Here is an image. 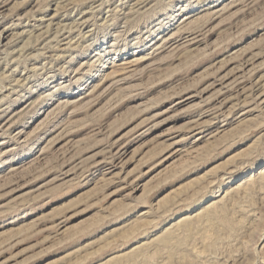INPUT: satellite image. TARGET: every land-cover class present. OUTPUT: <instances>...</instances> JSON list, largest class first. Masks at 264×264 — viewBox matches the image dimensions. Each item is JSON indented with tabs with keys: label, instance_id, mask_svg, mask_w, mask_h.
Listing matches in <instances>:
<instances>
[{
	"label": "rangeland",
	"instance_id": "obj_1",
	"mask_svg": "<svg viewBox=\"0 0 264 264\" xmlns=\"http://www.w3.org/2000/svg\"><path fill=\"white\" fill-rule=\"evenodd\" d=\"M0 264H264V0H0Z\"/></svg>",
	"mask_w": 264,
	"mask_h": 264
},
{
	"label": "bare ground",
	"instance_id": "obj_2",
	"mask_svg": "<svg viewBox=\"0 0 264 264\" xmlns=\"http://www.w3.org/2000/svg\"><path fill=\"white\" fill-rule=\"evenodd\" d=\"M52 18V17H51ZM44 19V18H43ZM50 19V18H49ZM41 20V19H40ZM47 20V19H46ZM48 22V21H47ZM2 34V33H1ZM238 77V76H237ZM219 108V107H218ZM211 213V215H212V212H210ZM210 213H207L209 216H210ZM214 215V214H213ZM205 216H207L206 214H205ZM209 216H207V217H209ZM206 217V218H207ZM214 217V216H213ZM185 218V217H184ZM187 218V217H186ZM210 218V217H209ZM209 221H211V219L209 220Z\"/></svg>",
	"mask_w": 264,
	"mask_h": 264
}]
</instances>
